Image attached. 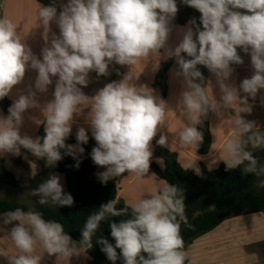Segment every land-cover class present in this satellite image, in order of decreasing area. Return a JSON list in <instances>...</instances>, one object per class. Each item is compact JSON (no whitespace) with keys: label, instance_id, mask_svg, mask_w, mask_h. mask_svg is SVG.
<instances>
[{"label":"clouds","instance_id":"clouds-1","mask_svg":"<svg viewBox=\"0 0 264 264\" xmlns=\"http://www.w3.org/2000/svg\"><path fill=\"white\" fill-rule=\"evenodd\" d=\"M181 2L201 15L199 23L195 17L189 20L174 48L168 46V39L179 10L177 0H67L59 9L55 2L41 5L38 27L42 29L44 47L39 57L18 34L16 26L0 18V101L23 82L28 70L37 73L35 91L30 88L27 94H19L9 106L8 115H0V154L19 156L25 149L53 165L62 159L63 149L79 168L89 130L78 127L75 144H67L66 140L72 134L75 118L88 108L87 123L96 142L90 156L95 165L105 169L97 173L101 182L125 173L145 177L153 158L151 144L165 123V101L153 89L137 86V77L131 71L105 84L91 97L82 89L89 85L91 72L107 77L113 64L131 69L138 61L154 58H158L156 67L161 58L175 59L178 70L174 74L183 77L186 90L181 94L182 102L192 125L199 124L200 115L209 108H218L198 68L203 66L215 75L224 106H239L234 125L242 135L252 133L255 122L246 121L240 113H251L249 98L255 99L264 90V0ZM52 24L57 26L58 34ZM238 49L250 55L253 69L239 88L226 83L233 73L232 65L244 63ZM53 84V98L41 108L43 137L22 135L23 114L30 108H40L37 91L45 93ZM254 135L255 138L249 135L252 146L264 145V136ZM179 139L182 146H190L202 142L203 136L197 127L185 126ZM157 143L164 146L166 137L161 135ZM228 149L227 170L245 165L246 173L264 172V167L258 172L256 158L239 141L229 143ZM157 162L163 167L161 160ZM184 167L194 165L190 162ZM195 170L199 174V168ZM260 186L264 187V181ZM32 195L40 197L41 205L51 201L53 205L70 207L74 203L55 176L39 185ZM117 203L112 199L87 217L79 247L60 222L45 220L38 211L17 208L4 213L3 224L12 225L8 236L17 252H0V256L7 264H41V255L35 254L39 245L49 256L69 261L93 248V235L101 222L107 221L115 243L104 237L97 243L112 264L118 260L122 264H185L180 222L187 220L181 189L165 182L159 194L148 195L132 205L126 202L123 208H117ZM109 217L129 218L117 222Z\"/></svg>","mask_w":264,"mask_h":264},{"label":"crops","instance_id":"crops-1","mask_svg":"<svg viewBox=\"0 0 264 264\" xmlns=\"http://www.w3.org/2000/svg\"><path fill=\"white\" fill-rule=\"evenodd\" d=\"M67 0H58L59 8L66 4ZM41 5H48L39 0H4L3 17L9 19L18 31V34L31 47L33 53L40 56L44 41L41 38L42 29L38 27V11ZM189 22V21H188ZM173 24V31L168 39V46L174 48L182 39V29L188 24ZM52 30L58 34L59 30L52 24ZM243 64L233 65V73L226 81L231 86L239 88L244 78H249L253 74L250 55L243 54ZM171 60L174 62L164 71L163 65ZM158 58L145 59L138 61L131 69L128 66L113 64L110 66V75L98 76L95 72L89 74V85L82 90L88 96H93L97 90L105 84L115 80H120L122 75L131 71L136 79L137 86H146L153 89L155 94L161 97L166 104L167 112L163 126L158 130L157 135L166 137V144L163 146L169 153L176 154L177 161L184 167L186 163H192L194 167L187 168L198 178H202L205 172L213 171L225 164V160L230 158L228 149L229 143L243 144V147L257 160V165L264 167V145L253 147L249 141V135L260 134L264 136V90H261L255 99L249 98L248 103L252 106L251 113L240 115L246 121L255 122L252 133L242 135L240 130L234 125L233 119L236 116V107H225L222 101V93L214 74L211 73L206 78L205 86L210 89V98L214 99L218 105L216 110L209 108L205 114L208 120L209 141L198 145L182 146L179 133L185 126H195L199 131V124L192 125L190 114L185 109L182 102V92L186 90L183 77L175 76L178 70L175 59L159 61ZM117 70L120 75H117ZM37 73L28 70L25 78L20 85H17L9 97L11 102L18 98V95L27 94L29 89L35 91L34 81ZM163 75L165 78H162ZM54 84L49 86L45 93L37 91L36 99L40 108H30L23 114L21 134L28 135L33 139L40 137L39 131L43 125V114L41 108L53 98ZM241 95H245L241 92ZM89 109L84 108L80 115L75 118L72 134L66 140L76 143V131L78 127H85L89 130V141L86 145L83 156L91 153L96 146L95 140L91 137V131L87 123ZM0 115L7 116L8 111L0 103ZM203 115V114H202ZM202 115L199 119L201 120ZM155 139V138H154ZM153 154L157 147L153 140L151 144ZM161 160L163 167L157 161ZM0 163L12 173L19 181L18 187H11L7 184H0V193L5 194L6 198L0 201L16 202L28 207H36L39 204V196L32 195L39 185L51 177H58L64 193H66V181L62 174L53 172L49 169L46 159L37 158L25 149H21V155L16 156L11 153L0 154ZM226 165V164H225ZM245 165L238 168L243 169ZM165 168V158L154 156L151 161L149 173L145 177H137L134 174L125 173L115 179L118 180V200L132 205L138 203L148 195H156L163 189L165 180L160 176V172ZM196 168L200 172L197 174ZM105 169L97 166V171ZM258 178V177H257ZM262 179L254 181L257 191H263L261 187ZM51 203V201H49ZM17 223V222H13ZM12 225L3 224V214L0 216V252L14 254L17 250L8 233ZM72 238V237H71ZM73 241L77 242L72 238ZM264 212H255L245 215L232 217L217 226L212 231L195 239L185 250L186 258L193 264H264ZM79 247V242H77ZM41 255V264H95L86 254L73 256L69 261L56 256H49L43 252L38 245L36 253ZM0 264H7V260L0 256ZM186 264V263H185Z\"/></svg>","mask_w":264,"mask_h":264},{"label":"trees","instance_id":"trees-1","mask_svg":"<svg viewBox=\"0 0 264 264\" xmlns=\"http://www.w3.org/2000/svg\"><path fill=\"white\" fill-rule=\"evenodd\" d=\"M44 4L55 2L59 9L58 0H39ZM4 0H0V18L3 17ZM186 18L175 21L173 24H186L191 18L195 17L198 21L200 13L185 5L183 9ZM242 56L244 53L238 49ZM174 62L171 60L163 65L164 71ZM235 65V64H234ZM233 66V65H232ZM203 73L204 83L206 78L211 75L207 68L198 66ZM0 103L8 111L11 101L4 98ZM208 120L205 114L202 115L199 131L202 133L203 140L209 141L207 130ZM44 135V125L41 126L39 136ZM160 138L157 135L154 139L157 150L154 156H163L165 158V168L160 172V176L166 183L176 185L182 190L187 223L181 221L180 233L184 241L183 251L197 238L212 231L224 221L239 215H245L255 212H264V190L257 191L254 188L255 179L262 173L257 165L259 174L246 173L244 168L227 170L226 165L222 164L219 168L205 172L202 178H198L192 171L184 169L177 161L176 154L169 153L163 146L157 143ZM72 140L66 141L72 144ZM86 148V146H84ZM244 150H247L244 148ZM249 151V150H247ZM62 159L49 165L53 172L64 175L66 181V193L71 194L74 203L72 206H58L51 203L28 207L10 201H0V216L9 211L21 208L24 211L35 210L42 214L45 220H55L60 222L64 231L74 240H81V232L85 225L87 217L99 210L102 204L112 199L118 201L116 207L123 208L125 203L118 200V180H109L102 183L97 173V165L91 159L90 153L82 157L79 168L75 167L76 160L72 156L66 155L61 149ZM247 164V162H245ZM0 184H7L11 187H18V179L10 173L2 163H0ZM129 217H109L117 222ZM179 219V218H178ZM100 237L107 238L110 243H115L110 236V228L107 221H102L100 228L92 237L93 248L87 252L95 264H112L107 260L105 254L101 251V245L97 243ZM264 249V245L261 246ZM119 251V250H117ZM186 264H193L187 258ZM116 264H122L118 260Z\"/></svg>","mask_w":264,"mask_h":264},{"label":"rangeland","instance_id":"rangeland-1","mask_svg":"<svg viewBox=\"0 0 264 264\" xmlns=\"http://www.w3.org/2000/svg\"><path fill=\"white\" fill-rule=\"evenodd\" d=\"M177 4H178V9H179V10H178V13H177V15H176V17H175V19H174L173 22H175V21H179V20H182L183 18H184V19L186 18L185 14H184V12H183V11H184L183 9H185V5L181 2V0H177ZM197 23H199V19H198ZM257 179H262V180H264V172H262V173L258 176V178L255 179V181H256ZM253 186H254V188H256V184H254ZM1 198H6L5 194L0 193V199H1Z\"/></svg>","mask_w":264,"mask_h":264},{"label":"water","instance_id":"water-1","mask_svg":"<svg viewBox=\"0 0 264 264\" xmlns=\"http://www.w3.org/2000/svg\"><path fill=\"white\" fill-rule=\"evenodd\" d=\"M162 78H165V76L163 75V77Z\"/></svg>","mask_w":264,"mask_h":264}]
</instances>
